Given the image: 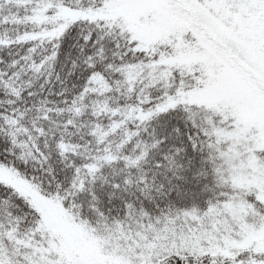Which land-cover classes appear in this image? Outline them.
<instances>
[{
    "label": "snow or ice",
    "instance_id": "6c2138e0",
    "mask_svg": "<svg viewBox=\"0 0 264 264\" xmlns=\"http://www.w3.org/2000/svg\"><path fill=\"white\" fill-rule=\"evenodd\" d=\"M0 264H264V0H0Z\"/></svg>",
    "mask_w": 264,
    "mask_h": 264
}]
</instances>
